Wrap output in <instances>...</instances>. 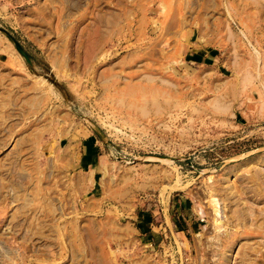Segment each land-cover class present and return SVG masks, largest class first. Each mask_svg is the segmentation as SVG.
<instances>
[{
	"label": "rangeland",
	"instance_id": "1",
	"mask_svg": "<svg viewBox=\"0 0 264 264\" xmlns=\"http://www.w3.org/2000/svg\"><path fill=\"white\" fill-rule=\"evenodd\" d=\"M0 264H264V0H0Z\"/></svg>",
	"mask_w": 264,
	"mask_h": 264
},
{
	"label": "water",
	"instance_id": "2",
	"mask_svg": "<svg viewBox=\"0 0 264 264\" xmlns=\"http://www.w3.org/2000/svg\"><path fill=\"white\" fill-rule=\"evenodd\" d=\"M12 43H13V45H14V47H15V49H16V51L19 53V55L24 59V61L28 64L29 63V61H28V59H27V57H26V55L21 51V49L9 38V37H7Z\"/></svg>",
	"mask_w": 264,
	"mask_h": 264
}]
</instances>
